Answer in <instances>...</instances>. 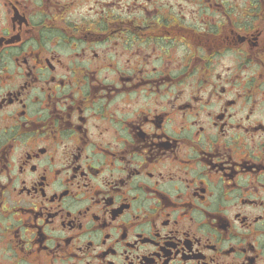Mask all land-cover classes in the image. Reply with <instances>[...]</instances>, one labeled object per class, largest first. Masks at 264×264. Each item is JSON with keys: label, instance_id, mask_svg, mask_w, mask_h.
<instances>
[{"label": "flooded vegetation", "instance_id": "1", "mask_svg": "<svg viewBox=\"0 0 264 264\" xmlns=\"http://www.w3.org/2000/svg\"><path fill=\"white\" fill-rule=\"evenodd\" d=\"M0 264H264V0H0Z\"/></svg>", "mask_w": 264, "mask_h": 264}]
</instances>
